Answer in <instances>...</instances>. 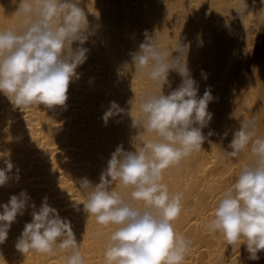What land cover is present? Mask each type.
Here are the masks:
<instances>
[{
	"label": "bare ground",
	"instance_id": "6f19581e",
	"mask_svg": "<svg viewBox=\"0 0 264 264\" xmlns=\"http://www.w3.org/2000/svg\"><path fill=\"white\" fill-rule=\"evenodd\" d=\"M17 3L0 0V28L17 22ZM81 6L88 12L94 34L83 45L90 50L88 59L77 69L79 79L69 86L66 106L34 105L20 111L0 95V152L10 150L14 165L13 179L0 187V204L22 190L37 209L47 197L49 205L71 221L85 264H105L104 238L112 227L105 229L83 211L79 204L85 197L77 181L87 177L98 183L117 145L134 150L131 141L138 148L146 136L131 127V117H139V99L152 86L127 65L144 33L154 35L159 46L175 45L180 39L189 46L187 62L198 96L210 87L214 97L208 106L213 118L203 130L205 135L209 129L229 133L222 143L219 135H213L203 150L164 173L170 191L183 194V211L174 224L193 241L185 264H264V251L257 254L259 260H250L243 246H227L222 236L205 227L220 193L249 159L247 153L228 158L220 147L230 151L232 132L253 115L264 135V0H81ZM169 79L171 88L165 87V94L181 83L175 72ZM111 101L125 112L105 125L101 117ZM113 188L130 191L119 182ZM32 210L27 208L11 225L0 244L4 258L0 264H64L65 254L60 251L23 255L16 250L17 237L31 221Z\"/></svg>",
	"mask_w": 264,
	"mask_h": 264
},
{
	"label": "clouds",
	"instance_id": "9594fccd",
	"mask_svg": "<svg viewBox=\"0 0 264 264\" xmlns=\"http://www.w3.org/2000/svg\"><path fill=\"white\" fill-rule=\"evenodd\" d=\"M15 15L16 23L0 28V95L14 110L34 105L65 107L69 86L79 79L77 69L90 51L83 46L94 34L88 12L81 0H18ZM188 52L189 46L180 39L175 45L159 46L154 35L144 33L127 65L152 86L139 99V117H131V127L146 136L138 148L131 141L134 150L117 145L98 183L87 177L77 181L85 197L79 204L83 211L105 229L112 227L104 238L105 264H185L190 253L193 241L174 224L183 211V194L170 191L164 173L203 150L202 145L211 143L213 135H219L222 143L229 133L209 129L205 135L203 130L213 118L208 106L214 97L210 87L198 96ZM171 72L179 75L181 83L165 94V87L171 88ZM201 75L207 78L203 71ZM124 112L111 101L101 119L106 125ZM227 147L230 151L220 149L228 158L238 159L247 153L249 159L241 165L234 182L220 193L205 227L222 236L227 246H243L248 259L259 260L257 254L264 251V135L259 133L255 115L240 121ZM0 161L4 164L0 168L3 187L13 179L10 150L0 152ZM115 182L130 191L114 190ZM30 199L22 190L0 204V244L6 241L17 216L32 208L31 221L17 237L16 250L23 255L60 251L65 254L64 264H85L71 221L62 218L47 197L38 209Z\"/></svg>",
	"mask_w": 264,
	"mask_h": 264
}]
</instances>
